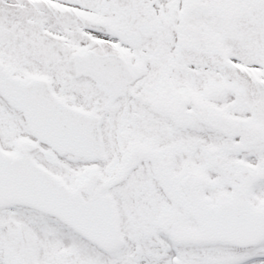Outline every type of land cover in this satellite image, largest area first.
<instances>
[{"label":"snow or ice","instance_id":"obj_1","mask_svg":"<svg viewBox=\"0 0 264 264\" xmlns=\"http://www.w3.org/2000/svg\"><path fill=\"white\" fill-rule=\"evenodd\" d=\"M0 264H264V0H0Z\"/></svg>","mask_w":264,"mask_h":264}]
</instances>
